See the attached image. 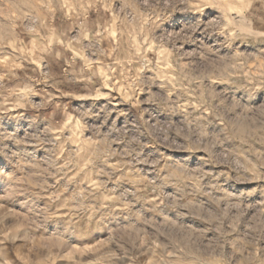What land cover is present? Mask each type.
Listing matches in <instances>:
<instances>
[{
	"label": "rangeland",
	"instance_id": "obj_1",
	"mask_svg": "<svg viewBox=\"0 0 264 264\" xmlns=\"http://www.w3.org/2000/svg\"><path fill=\"white\" fill-rule=\"evenodd\" d=\"M0 264H264V0H0Z\"/></svg>",
	"mask_w": 264,
	"mask_h": 264
},
{
	"label": "bare ground",
	"instance_id": "obj_2",
	"mask_svg": "<svg viewBox=\"0 0 264 264\" xmlns=\"http://www.w3.org/2000/svg\"><path fill=\"white\" fill-rule=\"evenodd\" d=\"M120 113V112H119Z\"/></svg>",
	"mask_w": 264,
	"mask_h": 264
}]
</instances>
